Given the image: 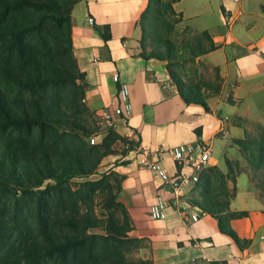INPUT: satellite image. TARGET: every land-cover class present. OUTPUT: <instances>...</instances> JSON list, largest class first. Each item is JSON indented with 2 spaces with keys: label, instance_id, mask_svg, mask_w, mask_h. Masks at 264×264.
Wrapping results in <instances>:
<instances>
[{
  "label": "crops",
  "instance_id": "obj_1",
  "mask_svg": "<svg viewBox=\"0 0 264 264\" xmlns=\"http://www.w3.org/2000/svg\"><path fill=\"white\" fill-rule=\"evenodd\" d=\"M148 1L77 0L71 6L73 53L85 73L83 102L96 122L95 112L118 90L113 80L117 73L129 87L132 114L116 133L157 152L169 175L176 171L170 149L192 143L209 147L208 165L226 174L225 160L240 158L233 139L244 133V128L230 119L264 121V0L215 1L209 12L195 11L193 0L173 3L185 21L209 37L208 47L197 55L219 84L217 89L203 91L207 109L184 102L168 74L166 60L141 56L140 21ZM105 25L109 27L108 40L101 35ZM221 116L229 120L226 138L216 133ZM104 163L105 169L121 178L116 200L124 206L130 225L122 243L127 260L146 264H264V205L245 170L226 177L232 195L227 210L220 213L224 224L247 241L240 247L219 230L214 214L194 202L202 197L200 181L184 185L176 198L169 194L166 219L153 220L149 206L160 183L154 173L140 166L130 150L108 154L99 164ZM237 211L246 214L227 216ZM191 214L198 215L196 221Z\"/></svg>",
  "mask_w": 264,
  "mask_h": 264
},
{
  "label": "trees",
  "instance_id": "obj_2",
  "mask_svg": "<svg viewBox=\"0 0 264 264\" xmlns=\"http://www.w3.org/2000/svg\"><path fill=\"white\" fill-rule=\"evenodd\" d=\"M75 2L0 0V264H146L129 261L123 253L130 225L116 194L109 203L120 217L110 214L105 231H93L98 220L87 198L107 174L71 186L74 178L94 174L104 156L116 154V141L127 140L109 130L99 144H91L89 129L79 120L87 108L82 103L85 73L72 47L70 8ZM141 29V56L168 60L170 48L167 53H145L146 30L143 25ZM101 35L104 40L110 38L107 25ZM166 67L184 102L207 109L203 96L185 88L181 78ZM8 85L18 88L20 95L9 94ZM59 124L68 129L60 130ZM234 143L244 148L242 140ZM209 179L208 173H201L198 181ZM220 180L224 185L225 175ZM106 189L111 192L108 183ZM194 202L214 214L219 230L237 245L247 243L215 213L209 196ZM245 214L237 211L227 216Z\"/></svg>",
  "mask_w": 264,
  "mask_h": 264
},
{
  "label": "rangeland",
  "instance_id": "obj_3",
  "mask_svg": "<svg viewBox=\"0 0 264 264\" xmlns=\"http://www.w3.org/2000/svg\"><path fill=\"white\" fill-rule=\"evenodd\" d=\"M173 3L174 0H153L151 2L149 10L140 21L141 26L143 25L146 30L143 48L145 49V53L151 50L167 53L166 49L170 48V56L166 62L171 70L181 78L185 88H192L203 96V91L207 88L217 89L219 86L218 79L212 78L210 71L206 69L204 63L197 60V55L200 51L208 47V39L205 32L196 30L193 26L194 24L192 25L182 18L181 13L174 9ZM184 3L188 4L187 1ZM192 5L193 9L197 12H209L210 8L215 5V1L193 0ZM142 51L143 49H141ZM6 90L11 95H20V90L16 87L8 85ZM24 95L27 94H23L22 96ZM82 103L85 105L83 101ZM224 117L226 116H221L219 120ZM79 120L89 129V135L98 129L94 113L89 111L88 108L86 111L80 113ZM230 121L232 124H237L244 128L243 135L238 138V140L243 141V149L234 143L233 140L237 138H228L230 141L233 139V145L237 147L240 158L225 160L228 161L230 167V169L227 167L226 174L217 166L208 165L207 163L202 173L210 175L209 182L198 184V190L202 195L201 198L209 196L215 213L219 214L227 210L228 201L232 195L227 184L224 183L223 185L221 183V174L225 175L226 182V177L236 176L241 170L248 172L250 182L254 185L258 197L264 205V121L258 122L237 117L231 118ZM58 128L60 130L68 129V126L59 124ZM109 130L115 129H107V131L101 132L99 140H92L89 137H87V140L91 144H99L102 137ZM113 149L117 153L125 152V143L118 140L114 143ZM105 166V163L99 164L96 172L87 178H74L71 180V186L75 187L76 183L80 181L100 179L102 172L107 174L108 177L103 179L98 190L89 194L87 198V205L93 209L94 216L98 220L97 226L93 231L98 233L105 231L106 219L110 214L120 217V211L113 210L112 205L109 203L110 196L116 194L119 190L120 178L114 176L112 174L113 171L111 172L110 169H105ZM106 183L109 184L111 192L106 189Z\"/></svg>",
  "mask_w": 264,
  "mask_h": 264
},
{
  "label": "built area",
  "instance_id": "obj_4",
  "mask_svg": "<svg viewBox=\"0 0 264 264\" xmlns=\"http://www.w3.org/2000/svg\"><path fill=\"white\" fill-rule=\"evenodd\" d=\"M207 1H221V0H207ZM235 2L239 0H233ZM89 23L93 19L89 17ZM113 80L118 83V90L113 98L95 112L97 115L98 129L88 135L92 140H99L101 132L107 129H117L121 125L126 126L132 114V103L130 98L129 87L126 83L120 80L117 73L113 74ZM228 117L221 118L218 121L216 133L222 138L228 136L227 130ZM126 150L133 151L137 155L138 164L154 173L155 177L159 179V190L156 194L155 200L149 206V217L153 220L166 219V210L168 208L167 196L171 194L174 198L182 193L184 185L194 183L195 171L199 166L209 161L210 149L199 143L192 144H177L173 146L169 154L175 162L176 171L173 175H169L166 169L161 165L157 152L151 151L147 147L135 144L130 138L125 142ZM184 168L189 169V173H185ZM196 214H191L190 218L193 221L197 220Z\"/></svg>",
  "mask_w": 264,
  "mask_h": 264
},
{
  "label": "bare ground",
  "instance_id": "obj_5",
  "mask_svg": "<svg viewBox=\"0 0 264 264\" xmlns=\"http://www.w3.org/2000/svg\"><path fill=\"white\" fill-rule=\"evenodd\" d=\"M209 161H205V163L204 164H202L201 166H199L198 167V169H196V171H195V178H197V180L199 179V171H201L202 169H204V167L206 166V164L208 163ZM196 180V181H197ZM195 181V182H196Z\"/></svg>",
  "mask_w": 264,
  "mask_h": 264
}]
</instances>
